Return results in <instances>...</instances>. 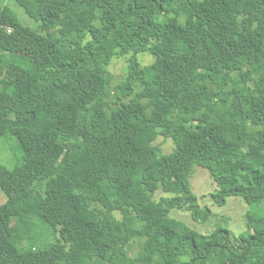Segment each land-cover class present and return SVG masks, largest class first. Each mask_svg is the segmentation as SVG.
Here are the masks:
<instances>
[{
    "label": "trees",
    "instance_id": "trees-1",
    "mask_svg": "<svg viewBox=\"0 0 264 264\" xmlns=\"http://www.w3.org/2000/svg\"><path fill=\"white\" fill-rule=\"evenodd\" d=\"M13 1L37 29L0 4V264H264V214L238 236L170 216L209 221L195 166L216 205L264 204V0Z\"/></svg>",
    "mask_w": 264,
    "mask_h": 264
},
{
    "label": "rangeland",
    "instance_id": "rangeland-1",
    "mask_svg": "<svg viewBox=\"0 0 264 264\" xmlns=\"http://www.w3.org/2000/svg\"><path fill=\"white\" fill-rule=\"evenodd\" d=\"M0 4L9 5L17 14L19 21L26 27L37 29V23L28 18L23 9L20 8L13 0H0ZM142 65H149L153 62V57L147 53L138 55ZM126 58H114L109 66V72L112 75L111 85H115L125 79L127 74ZM155 144L161 150V155H168L172 152L174 144L171 139L158 138ZM20 153L17 141L11 136H5L0 139V163L7 168H13L15 160ZM192 192L198 197L201 206H208L212 215L208 222L199 223L194 221L190 213L185 209H173L170 216L183 222L189 228L197 231L202 235L210 234L217 223L225 226L233 236L246 231V212L252 208L260 214H264V204L250 207L241 197L231 196L226 199L224 206L216 205L211 199V194L215 192L216 185L209 173L200 166H195L194 171L188 179ZM162 196L169 194L158 191L154 196L155 200H159ZM6 201V197L0 189V205ZM133 252L137 251V245H134ZM93 264H106L100 260H94Z\"/></svg>",
    "mask_w": 264,
    "mask_h": 264
}]
</instances>
